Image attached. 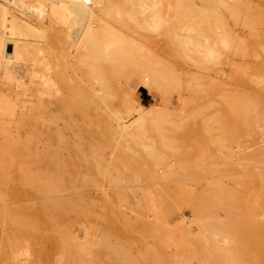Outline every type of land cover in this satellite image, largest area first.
<instances>
[{
  "label": "rangeland",
  "instance_id": "obj_1",
  "mask_svg": "<svg viewBox=\"0 0 264 264\" xmlns=\"http://www.w3.org/2000/svg\"><path fill=\"white\" fill-rule=\"evenodd\" d=\"M115 1L117 2V4H122L123 0H109L108 4L104 8H102V10H100L98 14L101 16V18L108 22H111L116 27L123 28L121 23H119L118 21L119 15L115 11L117 4L115 7H112V2ZM143 1L148 2V4L158 12L160 17L165 20L166 25L161 30H159L160 28H156L155 30H153L154 32L152 30H148L145 27L139 28L134 30L133 34L131 32L132 36L136 38L139 37L138 39L147 48L151 49L155 53H158L159 55L164 56L168 60V62H170L171 66L174 67L175 70H178V72H183V70L189 69L192 71L194 70V72L195 70L196 72L198 71V74L200 73L199 76L201 79H199L202 85V89H200L199 91H195L196 93L190 90H188L187 92V88L185 87L187 86L186 81H190L191 79L190 77L188 79L185 78L186 81H183V85L185 83V85L183 86L184 88L180 90L181 95L179 94V92L176 93L177 90L171 92V89L166 93L164 91L163 93L160 92L161 95H165L166 97L168 96L170 98V102L168 103V98L164 99L165 97L163 96L158 95V99L155 98L153 94L149 93L147 89L140 84V80L138 79V77L132 73H130L129 76L124 75L123 78L122 76H120L119 82L118 77L114 75L107 63L104 64L107 68V71L101 78L94 76L93 72H88L87 77L85 72L84 75L86 77L82 76V78H85L87 82H84L79 77L80 74H82V69L85 70V68L79 65L75 60H68L69 58L67 56V51L69 48V44L66 40L65 32H63L64 24L62 21L58 20V79H60V76H62V80L59 82V85L64 89L67 100L70 99L71 102L75 104L76 110L74 111V115L78 119L74 124L76 125L73 129L75 130L74 134L72 135L71 133L73 132L69 130L68 133H64L66 135L65 138H63V143H66L67 146H61V143L59 142L60 140H58V147L61 148L58 149H60L62 152L60 153L61 158H63L62 155L64 156V158L71 155L70 152L72 151V146H74L75 150V152L73 151V161L75 160L73 174L75 175V178L73 182L75 183H72L74 185H71V187L66 191L64 189V192H61L63 191L61 190V193L58 195L60 198H64L68 197L70 193V198H72L74 202L76 200L75 203L78 205L77 210H79V214L77 210L67 211L68 216L65 215L66 219L65 217H62V221L61 219L60 221L62 224L65 221L66 225L65 223L63 225H65L66 228L71 230L77 236L80 235V240H84L83 242L85 243L89 242L88 244H90L92 247L90 245H88L87 247L90 248V250L91 248L93 249V251L91 250V252L96 251L98 253H101V258L104 256L107 264H111V254H113V250L117 247V244L118 248H121L122 250L125 249L124 251L131 253L134 256H142L141 254L145 255L147 251L149 253L146 254L148 255L147 262L149 264H154L155 261H158V258H160L159 260L161 262L163 261V264H216L215 259L224 260L223 254L220 255L221 253L217 254H219L220 257L222 256L223 259L215 258L216 256L214 255H212L213 258H210L211 254L215 251L214 248L216 249V245L217 249L220 251L221 249L218 248L219 246L221 248L226 247L224 249L222 248L224 251L221 252L227 254L228 250H230L231 252V249H234V247L232 246L236 245L237 242L238 244H240V246L238 244L237 246H239V248L241 249V243H245V238H247L251 249V251L250 249H248L247 251L249 253H253L252 256L250 254V257L253 258L257 255L255 259L256 261L250 260L248 257L246 259L249 260L246 261L250 264H264V251L262 252L261 250H259L260 248H264V162H260L261 159L264 158L263 155H261L262 153H264V0ZM24 8L25 7L23 6L22 9ZM190 12L192 14L197 13L198 15H200L198 17L199 21H201L202 19L204 21H208L207 16L208 14H210L211 17H209V21L211 26L209 27H211V32L214 33H211L212 39H217V43H211L204 50H202V52H205L207 48L214 47L212 48V50L215 53L210 57H205L206 59L205 61H203L205 67L201 68V70L198 69V64L201 63H198L197 55H190L189 57H184L183 55H181L180 52H177L178 47L173 42L172 38L173 30L175 29V27ZM204 13L205 15H202ZM205 23L203 24V26L207 27V23ZM134 34H138V36H135ZM222 38H227L225 43L221 42ZM9 46L10 47L8 48V53L11 54V52L13 51V44H9ZM98 79L101 80L98 81ZM102 80L105 81L101 82ZM190 82L192 83L193 81ZM190 82L188 83L190 84ZM99 83L102 89L96 88ZM193 83H195V81ZM133 87L136 89L140 101L145 105H150L152 103L162 105L161 102L163 101L161 100H166V102L168 103V107H163H166L165 109L169 108L167 112L169 111L170 115L169 117L168 115H166V118L164 120L170 121H167V123L164 124L163 120V128L166 135L168 137L170 136V138H172L173 140H158L156 138V140L153 141L147 140V143L145 144L142 142L144 140H111L112 145L117 144L116 146L123 149L124 155L126 153L125 156L129 159L131 158L130 160H132V163L135 160L138 161L134 162V165L137 163L139 164L136 165L135 169L126 168L128 167L126 165L127 163L121 161L119 156H117V158L116 156L112 158V155L110 154L111 150L109 149L110 151L108 152L107 149V153H105L104 156V158H106L103 159L102 157L101 159V165L103 166L101 170L107 171L108 169V173L111 175L110 177H106L101 174L102 171H100L99 173L96 170V162H94L95 159L93 160L94 157L89 159L87 157L88 155H83L85 153L81 151V145L84 144L83 148H85V150H87V147L90 146L89 144L93 142L94 144L98 145V147H102L100 140H94L95 136L97 135L96 132L103 128V130L106 129L109 131V133L116 135L118 127L121 123L132 120L133 116H127V114L125 113L127 109L123 105L121 99L124 95V89L125 91H130ZM83 88L88 90V93L90 95L92 104L88 106V109L93 112L92 120H95L92 123H90L89 121L87 123L83 121L86 124L90 123L89 127L88 125L86 127V125L82 122L79 114L80 111L77 112L79 110L78 106L80 105V100L78 99L77 94L78 92H82ZM15 89H17L16 85L11 86L7 83L3 85V91L10 97L15 96ZM36 96L37 95L27 97L22 96V98H26V104H30V102H28V99H30L31 97L32 98L30 99V101L32 100L34 102H38ZM42 96V98L45 100V102L47 101V103L49 100L54 99L52 96H49L45 93ZM160 97L162 99L159 101ZM179 98L181 99V101H179ZM182 101L184 104L182 103ZM164 104L165 103H163V105ZM52 105L53 104H51L50 108L53 110L55 108V105ZM20 110L21 109L18 107L16 112L17 117H19ZM113 110H121L122 119L116 117L113 114L111 116L107 115L108 113L113 112ZM244 111L245 113L248 111L247 114H245ZM48 112L50 111L48 110L44 115L43 113H41L39 114L40 116H35V120L33 119L24 125L16 126V124H12L13 130L14 127L17 129V131H13V134H18V137L22 138H26L29 135L32 137L34 134L38 135V140H34L36 144L33 142L34 145H38L37 147L39 148V150H44L46 152L49 148V151H51L52 148H55V144L57 142L55 134L53 132L55 131L57 126L59 128L61 126V129L64 128L65 122L64 119L61 118V121L59 119L60 122L58 121L57 125L55 122L51 121V119L49 118L50 116H48ZM75 112L79 115L77 116ZM62 115V117L67 116L66 113H63ZM104 117H107L108 119H105ZM99 119L100 122L98 121ZM101 120L104 125L102 124ZM98 123L99 125H97ZM94 124H96V126ZM173 124L178 125V127L176 129L172 128L171 126H174ZM97 126L101 129L96 128ZM244 126L246 127V129H244ZM206 127L212 129V133L215 134L216 138H218V140H214L216 144L218 142L217 145H215L214 143L210 144V140L205 139L206 131H203ZM195 129H197L198 131ZM34 131L37 132L33 133ZM81 131H83V133L85 134V138L83 137L84 140H81L83 138L77 135L78 132ZM62 132L67 131L62 129ZM93 134H95L94 137ZM185 137L190 138L189 140H186ZM88 138L92 140L89 139L88 141ZM104 144L105 142L103 143V145ZM144 145H146V149ZM126 147L130 148L127 149ZM259 147L261 148V150ZM151 151L160 159L162 158L164 164L166 165L170 164L175 166L174 164H176V162L179 163L180 159L183 161H187L190 164H188V167H192V170L191 168L188 169L190 177L187 176L189 175V173L186 174V178H183L184 175L181 176L182 178H180V175L178 177H174V175L165 177L166 171L164 164L154 166L155 164L152 163L150 158H148ZM231 154L233 156H231ZM201 155L203 156L201 157ZM198 157L200 159L203 158V160H200ZM248 157H252L253 159H248ZM112 159H114L113 162ZM89 160L91 162H88ZM147 160L149 162H147ZM254 160L256 161L255 163L258 167L255 166ZM110 161L112 163H110ZM215 161L217 162V164ZM199 162H201L202 164ZM239 162H241L242 164ZM35 163L36 162H32L31 164H34L31 167L33 170H35L37 167V163L36 165ZM107 163L109 164L107 165ZM177 165L175 167H178ZM90 167H92V170L90 169ZM196 168H199L200 170ZM208 168L210 169V171L208 170ZM137 172L141 173V178L135 175V173ZM210 172H212V174ZM260 172L263 174H261ZM144 173H146V175ZM154 173L158 175L157 178L153 176ZM202 173H206L207 175H203ZM257 173L260 174L258 175ZM143 175L146 178L143 177ZM116 177L120 178V182H117V184L114 181V178ZM215 178L217 179V181L215 180ZM221 179L222 181H220ZM255 180L259 182V184L257 183L258 185L255 183ZM218 181L219 184L217 183ZM122 183L124 186L122 185ZM213 183L216 185V187ZM208 184H211L212 186H208ZM121 185L123 188L121 187ZM218 185H220L221 187H218ZM211 187H215L216 190L214 188L213 190ZM19 188H22L23 190L26 189V191L28 190V194L26 193L27 195H25L26 198L24 197L25 201L22 200V202H26V206L25 203H22L21 201L18 204L16 202L14 204H17L16 207H18L21 203V206L29 208L26 216L28 218L29 215V218L31 219H26L30 221V223L33 222V225H36V221L39 220L38 212L40 208L38 209V207H40L42 204L40 197L38 198V195L35 196L36 194L30 186L24 187V185H19ZM70 189L72 192L69 191ZM200 193H204V196ZM115 194H121V197L124 198V201L123 198H121L122 200H118ZM193 194L196 196L197 200L195 199V196ZM211 194V197L214 198L207 197ZM205 196L207 197V199L209 198V202L206 201L207 199L205 198ZM220 198L222 199L220 200ZM104 199L108 201H105ZM211 199L213 201H210ZM215 199L217 200L215 201ZM81 201H85V203H82ZM202 201H204L205 203H203ZM0 204L4 205L2 204V202H0ZM14 204L11 206L15 207ZM82 204L84 206H89L87 210L83 209ZM1 208L4 207L1 206ZM30 212H32V215L30 214ZM80 213H82V215L84 216H82ZM113 219H116V221ZM33 220H35V222ZM40 224L41 225H39V232L42 233L46 231V234L51 233V228H49V226H43L42 222ZM258 227H261L260 229L262 230L258 229ZM41 229L43 231H41ZM241 229H243V233L241 232ZM249 231L253 233H248ZM243 235L245 237H243ZM84 236H87V238ZM28 237L31 238V240L26 239L29 244H34L36 242L34 244L35 247L44 246L43 244H45V242L43 241H41V243L35 236ZM248 238L251 240L249 241ZM33 239L34 241H32ZM27 241H25V243ZM106 241L108 242L106 243ZM28 242L27 245H29ZM39 242L40 244H38ZM251 243H253V245H251ZM258 244L259 248L256 247L258 246ZM11 245L9 246L10 248L8 247V249L11 250L10 252L16 251L17 248L18 250L26 249V244H23L25 248L20 246V249L17 246ZM102 245L103 249H101ZM104 246L105 249L106 247L108 248L105 251ZM109 246H111L113 250ZM227 246H231V248H227ZM237 246H235L237 248V250L235 249V251H238ZM13 247L15 248L13 249ZM108 250L110 255L107 254ZM53 251H55L54 254ZM103 251L105 252V254ZM56 252L58 254L59 249H52V264H55L57 259L60 257L59 254V257L57 256ZM230 252H228V254H231L234 259H236L235 257L238 258L242 256V254L238 255V252H235L238 256H234L236 254H232ZM257 252L259 254L260 252H262L261 256ZM26 255L27 251H24V254L21 255V258H23V260L25 261L28 260L30 262H33L29 263L27 261L28 263H26L22 261L23 264L37 263L34 262L35 258L33 256L29 255L31 257H28V255ZM104 259L103 261H100L101 264H106ZM229 260L230 259L228 258V263ZM0 261H2V258H0ZM86 261L87 260H83L78 264H89L88 261ZM220 262H222L221 264H224L225 260ZM220 262L218 261L217 263ZM236 264L240 263L236 262Z\"/></svg>",
  "mask_w": 264,
  "mask_h": 264
},
{
  "label": "bare ground",
  "instance_id": "obj_2",
  "mask_svg": "<svg viewBox=\"0 0 264 264\" xmlns=\"http://www.w3.org/2000/svg\"><path fill=\"white\" fill-rule=\"evenodd\" d=\"M108 2H109V0H0V202H2V204H4V205L0 204V209H1L0 210V250H1L0 258H2V261H0V264H23L22 261H24L26 263L33 262V261L30 262L28 260H27L28 261L27 262V261L23 260V258H21V255L24 254V251L25 252L27 251L28 257L33 256L35 258L34 262H37L36 264H52L51 263L52 249H59L58 254L60 257L58 256V254L56 252V254L59 258L58 259L56 258L57 259L56 262H55L56 259L54 260L55 264H78L79 262H81L83 260H87L89 264L90 263L98 264L100 261H103V259H104V256L101 258V255H102L101 253H98L95 251L96 249L94 250L95 252H91V250L93 251V249L91 248V250H90V248L87 247L88 245H90V244H88L89 242L88 243L86 242L87 243L86 244L85 242H83L84 240L83 241L80 240L79 234H78L79 236H77L71 230L66 228L65 221L63 222V224L65 223V225H63L61 223L62 217H65V215L68 216L67 211L77 210L78 205L75 203L76 200L74 202V200L72 198H70V196H69L70 193H69V195L67 194L68 197H64V198L63 197L60 198L58 195L61 192H64V189L66 191L67 189H69L71 187V185H74L72 183H75V182H73L74 178H75V175H73L74 174V165H75L74 164L75 160L73 161V157H74L73 153L75 152L74 146H72V144H71L72 151L70 152V154H71L70 156H68V154H67L68 157L64 158V156L62 155L63 158H61L60 153H62V152L60 150L61 148L58 147V140H60L59 142L61 143L60 144L61 146H63V145L67 146L66 143H63L64 142L63 138H65V135H66L64 133H68V130H69V131L73 132V133L70 132L73 135L75 132V130H73V129H74V126H76L74 124H75L76 120H78V119L74 115V111L76 110L75 104L73 102H71L70 99L67 100L64 89L62 88V86L59 85V82L62 80V76H60V79H58V73H59L58 72V20L62 21L64 24L63 32H65L66 40L69 44V48L67 51V56L69 58L68 60L69 61L75 60L79 65H81L85 68V70L82 69V71H81L82 74H80V77H79L84 82H87V80L85 78H82V76H85L84 75L85 72H86L87 77H88V72H93L94 76L101 78L103 76V74H105V72L107 71V68L104 65L107 63L109 65V67L111 68L112 72L114 73V75L118 77V80L120 79L119 78L120 76H122V78H123L124 75L129 76L130 73H132L138 77V79L140 80V84L143 87H145L149 93L153 94L154 97L157 99L159 96H163V95H161L160 92L163 93V91H164L166 93L167 91L169 92L170 89H171V92L172 91L174 92V90L175 91L177 90L176 93L179 92V94H180V90L182 88H184L183 86L185 85V83L183 85V81H186L185 78L188 79L189 77L191 79L190 81H193V82L195 81V83L192 82L193 83L192 84L190 81H186L187 86H185V87L187 88V90H186L187 92H188V90L195 92V91H199L200 89H202V85L200 83L201 78L199 76L200 73L198 74V71L196 72V70H195V72H194V70L192 71L189 69V70H183V72H178V70H175V68L171 66L170 62H168V60L164 56L159 55L158 53H155L151 49L147 48L138 39L139 37L136 38V37L132 36L133 31L136 29H139V28L145 27L148 30L153 31L156 28H160L159 30H161L166 25L165 20L160 18L155 13L156 11L154 10V8H151V7L146 8V9L142 10L141 14H139V13L131 14L126 7V5H127L126 2H122V5L117 4L116 1L112 2L113 3L112 7H115L117 4L115 11L118 13V15H119L118 21H119V23H121V25L123 27V28H119V27H116L111 22H108V21L104 20L103 18H101V16L98 14L99 11L102 10V8H104L108 4ZM21 6H22V8H23V6L25 8L22 9ZM195 14H197V13L192 14L190 12L186 15V17L183 18V20L173 30L172 38H173V42L178 47L177 52H180L181 55H183L184 57H189L190 55H197L198 63L199 62L201 63V64H198V69L201 70V68L205 67L203 64L204 63L203 61H205V59H206L205 57H210L215 53L212 50V48H214V47L207 48L205 52H202V50H204L211 43L212 44L217 43V39H212V34H214V33L211 32V27H209V26H211L210 21H209V17H211V15L208 14V16H207L208 21L207 20L204 21L203 19L201 21H199L198 17L200 15H198V14L195 15ZM202 15H205V13ZM204 23L207 25V27L203 26ZM131 32H132V34H131ZM139 35H141V34H139ZM135 36H138V34ZM226 40H227V38H222L221 42L225 43ZM9 44H13V51L11 52V54L8 53V48L10 47ZM102 79H104V78H102ZM100 80L98 79V81H100ZM103 81H105V80H102L101 82H103ZM119 82H120V80H119ZM188 82H190V84ZM6 83L8 85H11V86L16 85L17 89H15L16 90V92H15L16 94L14 93L15 96L10 97L9 95L5 94V92L3 91V85ZM122 86H121V88H122ZM195 87H197V88H195ZM96 88L102 89L100 83L98 84V86H96ZM194 92H193V94H194ZM44 93L49 95V96H52L54 99L49 100L50 102L48 101V103H47V101L45 102V100L42 98L43 97L42 95ZM35 95H37L36 97L38 99L37 100L38 102H34L32 100L30 101V99L32 97L30 99L27 98L29 100L28 102H30V104L29 103L26 104V101H27L26 98L25 99L22 98V96L27 97V96H35ZM77 97L80 100V105L78 106L79 110L77 112L80 111L79 114H80V118L82 119V122L84 121L87 123L89 121L90 123H92L95 120H92V113L93 112H91L88 109V106H90L92 104L88 90L83 88L82 92H78ZM163 97H165L164 99H167V98H168V100L170 99L168 96L166 97L165 95ZM161 99L162 98L160 97L159 101ZM164 99L161 100V101H163V102H161L162 105L157 104V103L145 105L140 101L135 88H132L130 91H125V89H124V95L122 96L121 101H122L123 105L125 106V108L127 109L125 112L127 114V116H133L132 120L128 121V122L121 123L120 126L118 127L116 135H113V134L109 133L108 130H106V129L103 130V128L101 129L100 127L97 126L96 128H100L101 130L96 132L97 135L95 136L94 140H100L102 147H98V145L94 144L93 141H92L93 143L89 144L90 146L87 147V150H85V148H83L84 144L81 145L82 146L81 151L83 153H85L83 155H88L87 157L89 159L94 157L93 160L95 159L94 162H96L95 168L99 173H100V171H102L101 174H103L104 176H106V177L111 176L108 173L107 168H106L107 171L101 170V168L103 167L101 165L102 164L101 159H102V157H103V159L106 158V157L104 158V156H105V153H107L106 152L107 149H108L107 150L108 152L111 150L110 154L112 155V158L114 156H116V158H117V156H119L121 161L126 162L127 163L126 165L128 166L126 168L135 169L136 165L139 164V163H137L134 165V162H138V161L135 160L132 163V160H130L131 158L129 159L128 157H126L125 156L126 153L124 155L123 149L116 146L117 144L112 145L111 140H122V139H124V140H136V141L137 140H139V141L144 140V141H142L144 144L147 143V140L153 141V140H156V138L158 140H168V141L173 140L172 138H170V136L168 137L166 135V133L164 132V128H163V120L166 118V115H168V117L170 115L169 111L167 112V110L169 108L165 109L166 107L165 108L163 107V106H167L168 103L170 102V100L167 101L168 102L167 103L166 100H164ZM179 101H181V99ZM163 103H165L166 105L165 104L163 105ZM182 103H183V101H182ZM51 104L55 105V108L53 110L50 108ZM18 107L21 109L19 117L16 116V112H17ZM48 108H50L51 110ZM47 109L50 111V112H48L49 114L47 113L48 116H50L49 118L51 119V121L55 122L57 125H58L59 119H60V121H61V118L64 119L65 125H64V128H62V129L66 130L67 132H62L61 126H60V128L57 126V128L53 132L55 134V138L57 140V142L55 144L56 146L54 145L55 148L51 147L52 148L51 151H49V148H48V151L45 152L44 150H39V148L37 147L38 145L37 146L34 145L35 141L38 140V135L34 134L32 137L29 135L30 137L28 136L26 138L18 137V134L17 135L15 134L16 135L15 136L13 134V131L14 130L17 131V129L14 127V130H13L12 124H16V126L17 125H24V124L30 122L31 120H33L34 118L36 119L35 116H38L41 113H43V115H44L48 111ZM247 112L245 113V111H244L245 114H247ZM63 113L64 114L66 113L67 116L62 117ZM121 113H122L121 110H116V111L113 110V112L108 113L107 115L111 116L113 114L116 117L122 119ZM79 114H77V116ZM105 114H106V112H105ZM48 116H47V118H48ZM124 117H126V116H124ZM104 118L108 119L107 117H104ZM98 121L100 122V119ZM165 121L166 120H164V124H166L167 121L169 122L170 120H167L166 122ZM101 122H102V120H101ZM86 123H84L86 125V127H87V125L89 127L90 123H88V124H86ZM95 123H97V122H95ZM102 124H103V122H102ZM94 125L96 126V124H94ZM97 125H99V123ZM173 125L174 126H171V127L174 129H176L178 127V125H175V124H173ZM35 127H37V126H35ZM253 127H255V126H253ZM110 128H112V127H110ZM192 129H194V128H192ZM244 129H246V127ZM195 130H197V129H195ZM83 131L78 132L77 135H79L82 138L83 137L85 138V134L83 133ZM205 131H206V134H205L206 138L205 139L210 140V142H211L210 144L214 143L215 145H217L218 142L216 144V142L214 140H218V138H216L215 134L212 133V129L206 127L203 132H205ZM36 132L34 131L33 133H36ZM184 132H186V131H184ZM188 133H189V131H188ZM63 134H64V136H63ZM83 134H84V136H83ZM173 134H174V132H173ZM94 135L95 134H93V137H94ZM189 136H191V135H189ZM182 137H183V135H182ZM84 138L81 140H84ZM189 138H186V140L187 139L189 140ZM89 139L90 138H88V141H89ZM39 140H40V137H39ZM90 140H92V139H90ZM102 140L105 142L104 145H103L104 142ZM175 140H179V139H175ZM181 140H185V139H181ZM83 143H84V141H83ZM225 144H226V142H225ZM118 145H120V144H118ZM35 146H36V148H35ZM144 146L146 149V145H144ZM130 147H126V148L128 149ZM58 148H60V149H58ZM222 148H220V149H222ZM62 149H65V148H62ZM66 149H67V147H66ZM224 149H225V147H224ZM68 150H69V148H68ZM260 150H261V148H260ZM176 155H178V154H176ZM261 155H263V157H264V153H262ZM128 156H130V155H128ZM202 156L203 155H201V157ZM231 156H233V155L231 154ZM251 156H252V154H251ZM161 157H162V155H161ZM192 157H193V155H192ZM148 158H150L152 163L155 164L154 166H159V164H164L162 158L160 159L152 151L149 153ZM186 158H187V156H186ZM251 158L252 157H250V158L248 157V159H251ZM240 159H241V157H240ZM113 160L114 159H112V162H113ZM200 160H203V158H201ZM116 161H118V160H116ZM179 161H180L179 163L176 162V164H174L176 166L178 163V165H177L178 167H175V166L170 165V164L169 165L164 164L165 171H166L165 177H169L171 175L172 176L174 175V177H178L180 175V178H182L181 177L182 175L185 176V177L183 176V178H186L187 176L190 177V173L188 172V169L191 168V170H192V167L191 166L188 167L189 163L187 161H183L181 159ZM32 162L37 163V167L35 170H33L31 168L34 165V164L31 165ZM88 162H91V161L89 160ZM112 162L110 161V163H112ZM147 162H149V161L147 160ZM241 162H239V163H241ZM255 162L256 161L254 160L255 166H257ZM260 162L261 163L264 162V158L261 159ZM36 163H35V165H36ZM199 163H201V162H199ZM202 163H203V161H202ZM108 164L109 163H107V165ZM123 164H125V163H123ZM191 164H192V162H191ZM216 164H217V162H216ZM150 165H151V163H150ZM196 165H198V164H196ZM250 165H252V164H250ZM246 166H247V164H246ZM253 167H254V165H253ZM91 168L92 167H90V169ZM212 168H214V167H212ZM121 169H122V167H121ZM196 169H199V168H196ZM202 169H203V167H202ZM208 170L210 171L209 168H208ZM205 171H207V170H205ZM75 172H78V171H75ZM188 173H189V175L186 176V174H188ZM210 173L212 174V172H210ZM260 173H257V174L259 175ZM144 174L146 175V173H144ZM205 174H203V175H205ZM261 174H263V173H261ZM135 175L137 177L141 178L140 177L141 173L137 172V173H135ZM153 176L155 178L158 177V175L156 173H154ZM263 176H264V174H263ZM143 177H145V176L143 175ZM102 178H103V176H102ZM110 179H112V178H110ZM215 180L217 181L216 178H215ZM215 180H213V181H215ZM114 181L117 184V182H120V178L116 177V178H114ZM220 181H222V179ZM96 183H98V182H96ZM214 183H216V182H214ZM217 183L219 184V181ZM255 183L259 184V182L257 180H255ZM19 185H24V187L30 186L32 188V190L35 192V194H36L35 196L38 195L37 197L38 198L40 197L42 204L40 203L41 206L38 205V206H40V207H38V209L40 208L39 212L36 210L38 212V219H39L38 221H36L37 222L36 225L35 224L33 225L32 224L33 222L30 223V221L27 220V219H31V218H29V215H28V218L26 216V214L29 211L28 210L29 208L21 206V203H20V206L16 207L20 201L22 202V200H24L25 195L28 194V192H27L28 190L26 191V189H24V190L22 188L20 189ZM122 185H123V183H122ZM122 185H121V187H122ZM181 185H183V184H181ZM210 185L208 184V186H210ZM221 185H222V182H221ZM263 185H264V178H263ZM214 186L216 187L215 184H214ZM219 186L220 185H218V187ZM215 187H213V188L215 189ZM61 190H63V191H61ZM172 190H174V189H172ZM69 191H71V189ZM215 193H217V192H215ZM203 194H201V195H203ZM71 195H73V194H71ZM115 195L118 198V200H122L121 198H123V197H121V194H118V195L115 194ZM206 195H207V193H206ZM63 196H64V194H63ZM211 196H212V194L208 195L207 197L214 198ZM207 197L205 196L206 199H207ZM190 198H192V197H190ZM205 198H204V200H205ZM195 199H196V196H195ZM221 199L222 198H220V200ZM104 200L108 201L106 199H104ZM208 200H209V198L206 201L209 202ZM216 200L217 199H215V201ZM123 201H124V198H123ZM210 201H213V200L211 199ZM15 202L17 204H14ZM83 202L85 203V201H83ZM120 202H119V204H120ZM202 202L205 203L204 201H202ZM22 203H25V206H26V202H22ZM122 203H124V202H122ZM211 203H213V202H211ZM13 204L15 205V207L11 206ZM197 204H198V202H197ZM1 206H3L4 208H1ZM32 206H33V204H32ZM82 206H83L84 210H87V208L89 207L86 205L84 206L83 204H82ZM35 207H37V206H35ZM77 211L79 214V210H77ZM77 211H76V213H77ZM31 213L32 212H30V214ZM89 213H90V211H89ZM118 213H119V211H118ZM80 214L82 215V213H80ZM118 215H120V214H118ZM82 216H84V215H82ZM60 219H61V221H60ZM65 219H66V217H65ZM65 219H63V220H65ZM69 219H70V217H69ZM35 220H33V221L35 222ZM113 220L116 221V219H113ZM41 222H42L43 226H46V227L49 226V228H51L50 234H46L47 233L46 231H45L46 233L45 232H42V233L39 232L40 231L39 225H41L40 224ZM261 222H259V223H261ZM128 223H129V221H128ZM255 228H256V225H255ZM260 228L258 227V229H260ZM260 230H262V229H260ZM41 231H43V230L41 229ZM241 232L243 233V229H241ZM245 232H247V231H245ZM248 233H253V232L249 231ZM255 233H256V229H255ZM244 235H243V237H245ZM28 236H35L40 242L41 241L45 242V244H43L44 246H40V247L36 246V247H39V248H36L34 246V244L36 242L34 244H29V242L27 240L28 239L31 240V238H29ZM87 236H84V237L87 238ZM105 238H106V235H105ZM245 240L247 241V238L244 239L245 243H243V244L241 243V249L239 248L240 244H238L237 241L236 242L239 246H237V244L232 246V247H234V249L232 248L231 252H230V250L227 249L228 252H230L232 254H236L237 252H238V255L242 254L241 257H238V258L235 257L236 259H234L233 256H231V254L230 255L228 254V252H227V254L224 252H221V251H224L223 249L226 247H224V248L222 247L223 248L222 249L219 246L218 248L221 249V251H220L217 249V245H216V249L214 248L215 251L213 250L214 252L213 253L211 252L212 254H211L210 258H213L212 255H214V256H216L215 258L221 259L222 256L220 257V255L223 254V258L225 260L224 264H226V262L228 261V258L232 261L229 260V263L227 262V264H230V263L236 264V262L237 263L239 262L240 264H243V263L250 264L249 262L246 261L249 259L256 261L255 259H256L257 255L254 256L253 258L250 257V254L252 256L253 253L252 252L249 253L247 251L248 249H250V245H249V242L248 241L246 242ZM248 240L250 241L251 239L248 238ZM25 241H27L29 245H27V242L25 243ZM32 241H34V239ZM253 241H254V238H253ZM40 242L38 244H40ZM107 242L108 241H106V243ZM94 243H96V242H94ZM104 243H105V241H104ZM23 244L24 245L26 244L25 247L27 250L26 249L18 250V248H17V250L15 249L16 251L13 250L14 252H10L11 250L8 249V247L10 245L11 246H17V247H19V249H20V246L25 248L23 246ZM251 245H253V243H251ZM105 246H104V251L108 249L107 247L105 249ZM116 246L117 247L114 248V250L111 246H109L113 250V254H111L113 261L111 260V262H110V260H109V262L111 264H149L147 262V256L148 255H146V254H149L147 251H146V254L144 253L145 255L141 254L142 256H139V255L134 256L131 253L124 251L125 249L122 250L121 248H118V244ZM235 246L238 247V251H235V249L237 250V248ZM229 247L231 248V246H229ZM229 247L227 246V248H229ZM256 247L259 248V244ZM14 248L15 247H13V249ZM2 249H3V251H2ZM60 249H61V254H60ZM101 249H103V245H102ZM244 249H245V251H244ZM259 250H261L263 252L264 248L263 249L260 248ZM250 251H251V249H250ZM262 252H260V254L258 252L257 253L261 256ZM54 253H55V251H53V254ZM217 253H219V254L221 253V254L219 255ZM104 254H105V252H104ZM107 254L110 255L109 250H108ZM246 254H247V256H246ZM29 255H31V256H29ZM238 255L236 254L234 256H238ZM227 256H229V257H227ZM111 257H108V258H111ZM247 257L249 259H246ZM263 257H264V253H263ZM159 259L160 258H158V261H155L154 264H163V261L161 262ZM204 259H206V258H204ZM237 259L238 260L241 259L242 261L240 260L241 261L240 262ZM216 260L217 259H215L216 264H221L222 262H220V261H224V260H217V261ZM243 260H244V262H243ZM104 261L106 263V259H104ZM183 261H184V258H183ZM218 261L220 263H217ZM254 261H252V262H254ZM257 261H258V259H257ZM99 264H101V262ZM176 264H178V263H176Z\"/></svg>",
  "mask_w": 264,
  "mask_h": 264
},
{
  "label": "crops",
  "instance_id": "obj_3",
  "mask_svg": "<svg viewBox=\"0 0 264 264\" xmlns=\"http://www.w3.org/2000/svg\"><path fill=\"white\" fill-rule=\"evenodd\" d=\"M122 2H126V7L129 10V12L131 14H136L142 13V10L146 9V8H150L151 6L148 4V2L143 1V0H123ZM124 4V3H123ZM122 5V4H121ZM152 8V7H151ZM155 10V9H154ZM156 11V10H155ZM159 17L160 15L158 14V12H155ZM161 18V17H160ZM134 88V87H133Z\"/></svg>",
  "mask_w": 264,
  "mask_h": 264
}]
</instances>
